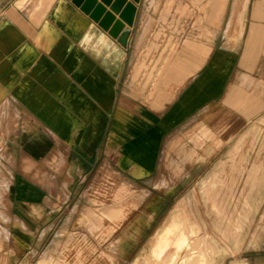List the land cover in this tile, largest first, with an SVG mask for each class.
<instances>
[{
    "label": "rangeland",
    "instance_id": "1",
    "mask_svg": "<svg viewBox=\"0 0 264 264\" xmlns=\"http://www.w3.org/2000/svg\"><path fill=\"white\" fill-rule=\"evenodd\" d=\"M245 1L227 24L214 0L215 43L236 51L230 89L165 135L148 170L112 143L124 122L99 134L59 106L18 131L0 107V264H264V13L238 39ZM205 2L200 41L212 36Z\"/></svg>",
    "mask_w": 264,
    "mask_h": 264
},
{
    "label": "crops",
    "instance_id": "2",
    "mask_svg": "<svg viewBox=\"0 0 264 264\" xmlns=\"http://www.w3.org/2000/svg\"><path fill=\"white\" fill-rule=\"evenodd\" d=\"M128 1L137 9L123 45L72 0H0L3 121L15 115L19 131L24 121L58 119V107L65 106L61 119L93 121L99 134L103 121L124 122L121 132L114 128L112 143L123 152L142 153V168H151L162 138L230 89L236 51L215 43L214 0L203 4L209 41L199 39L198 0ZM232 2L222 4L227 24ZM244 3L238 39L248 38L264 13V2ZM105 8L110 11V5ZM125 67L124 87L131 96L119 99ZM239 72L246 79L247 71ZM12 103L17 107L10 115Z\"/></svg>",
    "mask_w": 264,
    "mask_h": 264
},
{
    "label": "water",
    "instance_id": "3",
    "mask_svg": "<svg viewBox=\"0 0 264 264\" xmlns=\"http://www.w3.org/2000/svg\"><path fill=\"white\" fill-rule=\"evenodd\" d=\"M72 1L91 18L98 21L105 30L118 38L120 43L126 45L137 9L136 4L128 0H101V3L97 0ZM134 1L139 2L140 0ZM105 5H110V11L105 8ZM116 14L119 19L116 18Z\"/></svg>",
    "mask_w": 264,
    "mask_h": 264
},
{
    "label": "bare ground",
    "instance_id": "4",
    "mask_svg": "<svg viewBox=\"0 0 264 264\" xmlns=\"http://www.w3.org/2000/svg\"><path fill=\"white\" fill-rule=\"evenodd\" d=\"M239 4V3H238ZM238 6V5H237ZM242 6V5H241ZM239 10H241V8H239ZM238 11V10H237ZM256 165V164H255ZM254 165V166H255ZM235 166V165H234ZM256 167V166H255ZM259 167V166H258ZM216 174V173H215ZM214 182V181H213ZM210 184V183H209ZM206 186V185H205ZM204 187V186H203ZM228 187V186H227ZM230 187V186H229ZM202 221V220H201ZM203 223V222H202ZM204 225V224H203ZM223 226V225H222ZM185 232V231H184ZM115 244V243H114ZM116 248V247H115ZM166 253V252H165ZM178 253V252H177ZM181 253V252H180ZM179 255V254H178ZM165 257V256H164ZM167 262V261H166ZM149 264H151V263H149ZM191 264V263H190Z\"/></svg>",
    "mask_w": 264,
    "mask_h": 264
}]
</instances>
